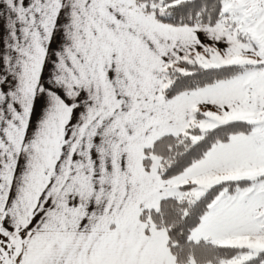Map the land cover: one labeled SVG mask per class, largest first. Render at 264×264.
<instances>
[{
  "label": "snow or ice",
  "instance_id": "obj_1",
  "mask_svg": "<svg viewBox=\"0 0 264 264\" xmlns=\"http://www.w3.org/2000/svg\"><path fill=\"white\" fill-rule=\"evenodd\" d=\"M0 264H264V0H0Z\"/></svg>",
  "mask_w": 264,
  "mask_h": 264
}]
</instances>
